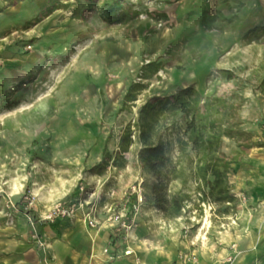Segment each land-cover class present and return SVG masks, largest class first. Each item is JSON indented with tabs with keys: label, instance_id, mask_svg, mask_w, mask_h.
<instances>
[{
	"label": "rangeland",
	"instance_id": "374dc122",
	"mask_svg": "<svg viewBox=\"0 0 264 264\" xmlns=\"http://www.w3.org/2000/svg\"><path fill=\"white\" fill-rule=\"evenodd\" d=\"M4 1L0 261L37 243L50 264L45 233L88 212L110 226L132 212L163 214L145 198L152 177L137 160L136 123L149 99L188 87L234 132L222 146L234 160L233 200L200 204L189 177L184 214L152 230L226 244L264 216V0ZM166 125L176 162L177 135ZM129 126L133 143L122 153ZM59 204L65 214L53 213Z\"/></svg>",
	"mask_w": 264,
	"mask_h": 264
},
{
	"label": "trees",
	"instance_id": "16d2710c",
	"mask_svg": "<svg viewBox=\"0 0 264 264\" xmlns=\"http://www.w3.org/2000/svg\"><path fill=\"white\" fill-rule=\"evenodd\" d=\"M168 121L177 135L179 156L176 162L168 155L165 141ZM130 129L129 126L121 138L122 153L128 152L133 143ZM136 129L140 144L137 160L152 177L151 184L145 186V198L166 219H177L184 214L191 201L184 189L189 177L196 184L200 204L231 203L228 173L234 160L224 154L222 146L224 137L233 138L234 132L215 116L213 103L201 104L200 95L192 87L149 99L139 110ZM176 181H180L183 188L172 192L171 185Z\"/></svg>",
	"mask_w": 264,
	"mask_h": 264
},
{
	"label": "crops",
	"instance_id": "0c3cea01",
	"mask_svg": "<svg viewBox=\"0 0 264 264\" xmlns=\"http://www.w3.org/2000/svg\"><path fill=\"white\" fill-rule=\"evenodd\" d=\"M1 1L0 6L6 4ZM96 219L98 225L92 228L76 216L54 233H45L50 264H264V216L226 244L206 242L203 235L156 236L153 224L166 220L163 214L125 218L121 222L127 223L126 228L121 222L110 226L104 217ZM22 245L17 258L7 257L0 264H45L37 243ZM182 254H194L197 261L184 260Z\"/></svg>",
	"mask_w": 264,
	"mask_h": 264
},
{
	"label": "built area",
	"instance_id": "2783aa9c",
	"mask_svg": "<svg viewBox=\"0 0 264 264\" xmlns=\"http://www.w3.org/2000/svg\"><path fill=\"white\" fill-rule=\"evenodd\" d=\"M81 207H83V205H81ZM66 212L67 211L65 210V208H63V206L61 204L57 205L53 209V213L54 214H65ZM71 213L73 214L74 210H71ZM120 218H121L120 216H115L113 218L110 217V220L114 221V222H118V221L121 222ZM83 219L88 224L89 227L93 228V227H96L98 225V221H97L96 217L91 212H88V213L84 214ZM121 224H122L123 228H126L127 225H126L125 222L122 221ZM181 258L184 259V260H191L192 262L197 261V258H196V256L194 254H191V255L182 254Z\"/></svg>",
	"mask_w": 264,
	"mask_h": 264
}]
</instances>
